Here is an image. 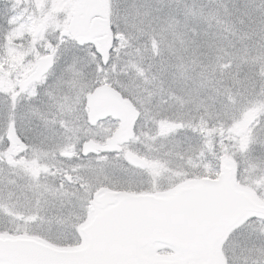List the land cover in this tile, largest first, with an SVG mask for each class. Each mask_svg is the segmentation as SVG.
I'll list each match as a JSON object with an SVG mask.
<instances>
[{
  "label": "snow or ice",
  "instance_id": "1",
  "mask_svg": "<svg viewBox=\"0 0 264 264\" xmlns=\"http://www.w3.org/2000/svg\"><path fill=\"white\" fill-rule=\"evenodd\" d=\"M0 264H264V0H0Z\"/></svg>",
  "mask_w": 264,
  "mask_h": 264
}]
</instances>
